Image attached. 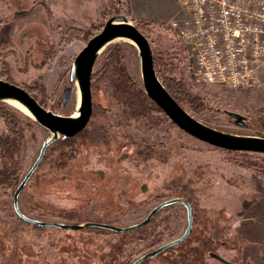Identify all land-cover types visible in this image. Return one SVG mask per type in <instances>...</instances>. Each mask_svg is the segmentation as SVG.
I'll return each mask as SVG.
<instances>
[{
  "label": "rangeland",
  "instance_id": "374dc122",
  "mask_svg": "<svg viewBox=\"0 0 264 264\" xmlns=\"http://www.w3.org/2000/svg\"><path fill=\"white\" fill-rule=\"evenodd\" d=\"M106 5L109 14L125 15L136 26L147 23L154 47L183 54L177 76L203 101L199 109L187 110L191 115L224 132L264 134V73L249 88L195 82L183 45L167 29L178 13L174 0H0V78L38 95L56 114H73L79 103L70 69L86 42H67L66 32L69 27L86 30L94 21L104 23L101 12ZM129 43L124 38L108 43L94 68L119 44L125 68L141 82L137 48H129ZM108 81L105 77L91 87L92 107L102 110L91 114L87 130L73 138V147L62 148L60 138L48 146L18 197L20 210L45 221L126 226L178 196L191 203L189 235L142 264H222L208 251L233 264H264V154L213 147L162 120L158 111L151 112L154 126L146 116L124 114ZM66 86H72L70 98L58 102ZM229 112L243 115L246 126L237 125ZM93 129L98 133L95 141L88 138ZM49 135L36 122L25 128L20 177ZM14 190L0 186V264H129L181 235L187 223L184 206L173 203L145 226L123 232L38 226L15 214Z\"/></svg>",
  "mask_w": 264,
  "mask_h": 264
},
{
  "label": "water",
  "instance_id": "95a60500",
  "mask_svg": "<svg viewBox=\"0 0 264 264\" xmlns=\"http://www.w3.org/2000/svg\"><path fill=\"white\" fill-rule=\"evenodd\" d=\"M127 39L137 48L140 64V79L145 94L155 105L166 115V117L179 129L205 142L213 147L230 151H245L264 154V134L261 136L239 135L215 129L201 122L186 109H184L167 91L159 80L153 65V54L150 41L138 29V27L127 20L122 14L108 17L100 30L93 34L79 50L73 59L70 69V79L76 82L79 88L80 102L77 115H59L42 106L36 98L24 87L14 82L0 78V100H15L24 106L30 113L33 120L46 129L50 135L40 146L38 155L29 169L23 175L19 184L15 188L12 196V205L15 214L22 220L38 226H53L57 228H84L86 226L106 228L116 232H123L141 228L147 224L155 213L173 203H181L187 216V224L181 235L165 242L155 249L141 255L130 264H139L147 257H154L165 249L181 242L190 233L193 215L190 203L182 197H173L164 200L148 212L139 222L126 226H115L103 223H62L57 221H45L25 215L18 206V197L25 187L27 181L32 176L38 164L42 160L46 149L58 138L73 137L87 125L92 114V94H91V74L96 60L108 43L116 39ZM72 86H66L58 98V102L66 103L71 94ZM235 123L239 126H246L245 117L239 113L229 112ZM219 261L230 264L227 260L216 253H211Z\"/></svg>",
  "mask_w": 264,
  "mask_h": 264
},
{
  "label": "built area",
  "instance_id": "2783aa9c",
  "mask_svg": "<svg viewBox=\"0 0 264 264\" xmlns=\"http://www.w3.org/2000/svg\"><path fill=\"white\" fill-rule=\"evenodd\" d=\"M174 1L178 13L167 29L183 45L195 82L238 89L261 81L264 0Z\"/></svg>",
  "mask_w": 264,
  "mask_h": 264
},
{
  "label": "trees",
  "instance_id": "16d2710c",
  "mask_svg": "<svg viewBox=\"0 0 264 264\" xmlns=\"http://www.w3.org/2000/svg\"><path fill=\"white\" fill-rule=\"evenodd\" d=\"M112 15H114V13L109 14V8L108 5H106L101 12V16L107 19ZM102 25L103 23H100V21H94L86 30L69 27L66 32L65 40L70 42L72 39H80L86 42L95 32L100 30ZM147 26V23H143L137 27L150 41L153 54V65L159 80L172 97L182 107H185L186 110L195 111L199 109V107L203 105L202 98L192 91L191 84L183 77L177 76L179 62L183 54L178 50L162 51L154 47L153 40L149 35L150 29H148ZM128 47L131 48L133 45L129 43ZM105 77H108V82L115 94V99L123 109L122 112L124 114L138 117L146 116L148 118L146 122L154 126L156 122L151 112L158 111L162 114V120L171 122L160 108L145 94L140 80L134 78L127 71L123 63L122 47L119 44L109 49L93 69L91 74V87H96L99 83L104 81ZM4 79L12 82L8 77ZM33 95L36 100L44 106L38 95ZM100 109L101 107L97 108V105H93L92 115L99 111L101 112L102 109ZM0 119L3 123V133H0V186L11 185L13 188H16L23 177H20L18 169L24 130L25 128H30L35 121L29 120L26 117L23 118L16 109L2 100H0ZM94 129L97 130V132L99 131V129ZM94 129L89 132L90 134L88 136L92 141H95L98 137V133L94 131ZM86 130L87 128L85 127L73 137H61L58 142L61 143L62 148H72L73 138L83 135ZM187 201L189 202V200ZM147 259H145V261Z\"/></svg>",
  "mask_w": 264,
  "mask_h": 264
},
{
  "label": "bare ground",
  "instance_id": "6f19581e",
  "mask_svg": "<svg viewBox=\"0 0 264 264\" xmlns=\"http://www.w3.org/2000/svg\"><path fill=\"white\" fill-rule=\"evenodd\" d=\"M103 48H102V50H103ZM73 92H74V94L77 97V102L79 103L80 102V94H79V88H78V86L76 84L73 87ZM6 102L9 103L10 105H12L13 107L17 108L18 110H20V112H22V113L26 114L27 116L31 117V115L27 111V109L24 106H22L20 103H18L17 101H15V100H7ZM73 115L74 116L77 115V110L73 113Z\"/></svg>",
  "mask_w": 264,
  "mask_h": 264
},
{
  "label": "flooded vegetation",
  "instance_id": "af4514ba",
  "mask_svg": "<svg viewBox=\"0 0 264 264\" xmlns=\"http://www.w3.org/2000/svg\"><path fill=\"white\" fill-rule=\"evenodd\" d=\"M86 126H87V125H86ZM86 126H85V127H86ZM83 129H84V128H83ZM74 136H75V135H74ZM60 138H61V137H60ZM53 143H54V142H53ZM53 143H52V144H53ZM49 146H50V145H49ZM190 205H191V204H190ZM163 209H164V208H162L161 210H163ZM191 209H192V207H191ZM161 210H160V211H161ZM158 212H159V211H158ZM158 212H157V213H158ZM157 213H155L154 216H155ZM192 215H193V214H192ZM154 216H153V217H154ZM153 217H152V218H153ZM152 218L150 219V221L152 220ZM150 221H149V222H150ZM149 222H148V223H149ZM148 223H147V224H148ZM70 224H71V223H70ZM186 224H187V223H186ZM192 224H193V222H192ZM145 225H146V224H145ZM145 225H144V226H145ZM142 227H143V226H142ZM185 227H186V226H185ZM191 228H192V227H191ZM190 231H191V230H190ZM188 235H189V234H188ZM186 238H187V237H186ZM186 238H185V239H186ZM185 239H183L181 242H183ZM181 242H179V243H177V244H180ZM177 244H175V245H177ZM171 247H174V245L171 246ZM171 247H169V248H171ZM169 248H167V249H165V250H168ZM165 250H164V251H165ZM162 252H163V251H162ZM160 253H161V252H160ZM211 253H216V254H218V253H217L216 251H208V255H209V257L213 258V259L216 260V261H219L218 259H216L215 257H213V256L211 255ZM157 255H158V254H157ZM196 255L198 256L199 253H197ZM218 255H219V254H218ZM261 255H263V257H264V253L261 254ZM219 256H221V255H219ZM221 257H222V256H221ZM147 258H151V257H147ZM147 258H145V259H147ZM222 258H224V257H222ZM145 259L142 260L139 264H142V263L145 261ZM224 259H225V258H224ZM263 259H264V258H263ZM225 260H227V259H225ZM227 261H228V260H227ZM219 262L222 263V264H226V263H223V262H221V261H219ZM228 262H230V261H228ZM130 263H131V262H130ZM130 263H129V264H130ZM230 264H233V263L230 262Z\"/></svg>",
  "mask_w": 264,
  "mask_h": 264
}]
</instances>
